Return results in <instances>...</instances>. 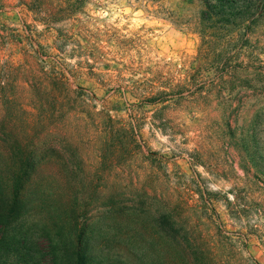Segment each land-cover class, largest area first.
Masks as SVG:
<instances>
[{
    "label": "rangeland",
    "instance_id": "rangeland-1",
    "mask_svg": "<svg viewBox=\"0 0 264 264\" xmlns=\"http://www.w3.org/2000/svg\"><path fill=\"white\" fill-rule=\"evenodd\" d=\"M205 8L0 0V63L30 52L95 112L78 148L36 151L0 264H76L82 235L85 264H264V11L238 28Z\"/></svg>",
    "mask_w": 264,
    "mask_h": 264
},
{
    "label": "trees",
    "instance_id": "trees-1",
    "mask_svg": "<svg viewBox=\"0 0 264 264\" xmlns=\"http://www.w3.org/2000/svg\"><path fill=\"white\" fill-rule=\"evenodd\" d=\"M204 2L203 20L215 21L221 26L242 28L264 11V0ZM207 52L209 48H203L200 56L208 61L212 56L208 57ZM150 99L156 101L155 97ZM81 107L77 90L71 86L65 72L38 68L30 52L16 61L9 57L0 63V246L7 238L4 221L19 209V202L34 180L37 163L44 161L41 158L36 160V151L51 147V143L48 144L50 137H53L52 146L55 148L64 146L67 141L78 148L75 135L95 113ZM96 114L101 116V113ZM107 119L112 134L115 137L119 133L128 135L129 147L133 149L135 137L129 129L118 126L111 116ZM74 120L76 124L73 126ZM50 233L48 231V237H42V240L53 244ZM80 237L74 255L78 261L76 264H85L88 257L83 245L85 235Z\"/></svg>",
    "mask_w": 264,
    "mask_h": 264
}]
</instances>
